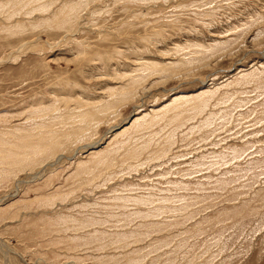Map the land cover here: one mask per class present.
<instances>
[{
	"label": "rangeland",
	"instance_id": "374dc122",
	"mask_svg": "<svg viewBox=\"0 0 264 264\" xmlns=\"http://www.w3.org/2000/svg\"><path fill=\"white\" fill-rule=\"evenodd\" d=\"M0 264H264V0H0Z\"/></svg>",
	"mask_w": 264,
	"mask_h": 264
}]
</instances>
